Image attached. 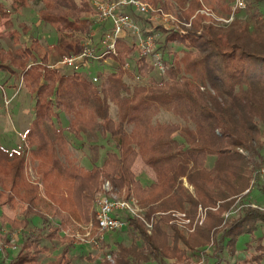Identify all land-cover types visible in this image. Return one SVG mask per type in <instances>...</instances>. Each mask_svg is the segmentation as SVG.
Returning <instances> with one entry per match:
<instances>
[{
  "label": "trees",
  "instance_id": "1",
  "mask_svg": "<svg viewBox=\"0 0 264 264\" xmlns=\"http://www.w3.org/2000/svg\"><path fill=\"white\" fill-rule=\"evenodd\" d=\"M14 1L22 3L19 5L25 2ZM161 1L168 10L174 3L184 9L189 0ZM27 2L39 5V22L55 29L57 40L46 48L37 38L23 46L19 41L21 32L27 33L23 26L22 31L14 29L9 34L21 47L1 51L0 58L7 61L5 67L12 68V73L19 72L33 95L34 118L28 139L36 144L33 155L38 159V172L51 201L44 208L55 216L57 224L44 234L51 225L38 208L41 201L36 187L25 177L23 164H5L0 151V205L18 208L17 217H5L4 221L16 230L26 229L32 215L42 220L40 227L33 229L35 234L23 232L17 237L21 247L7 263L0 260V264H37V255L47 250L39 243L43 236L65 245L57 264H70L73 239L59 233L62 227L75 223L92 222L96 226L91 209L101 177L119 189L130 187L137 201L149 206L148 214L172 210L194 217L199 206L207 209L206 221L189 235L170 225L168 216L158 217L149 234L140 219L118 214L134 236L130 245H117L111 257L114 264H163L165 259H187L189 252L209 246L213 249L212 264H221L224 251L235 256L239 238L254 235L264 224V211L250 206L222 227L218 216L248 188L252 173L258 171L257 167L251 168L239 150H250L257 156L264 150V17L252 11L250 22L239 20L226 29L215 28L205 24L204 17L195 15L198 2L190 0L183 15L187 19L195 15V19L187 34L165 32L157 26L162 35L158 48H175L171 59L164 55L167 78L154 79L151 72L155 69L139 56L133 69L147 83H129L126 77L131 76L130 67L124 68V64L132 62L137 49L128 37H123L117 41V55L105 57L116 62L115 70L106 72L96 85L74 68L58 72L44 66L50 52L61 58L81 51L84 37L96 27L90 1ZM214 2L216 7L229 11L231 0ZM4 8L0 7V22L5 19L4 26L11 29L13 8ZM142 18L145 25L147 19ZM109 28L110 23H106L95 33L102 39ZM101 51L102 46L95 50ZM112 106L116 108L114 113ZM162 110L183 121L177 135L167 140L165 135L171 125L155 119ZM61 113L71 117L68 126L51 129L53 123H60L57 115ZM48 129L54 132V139L47 135ZM65 130L81 143L89 141L91 134L97 139L100 136L101 147H109L102 164L88 169L76 165L68 152ZM138 156L155 173V183L150 186L143 187L132 173ZM209 158L213 159L210 167ZM184 180L193 193L185 187ZM256 190L264 195L263 185ZM255 241V254L229 264H264V232ZM106 261L112 264L110 259Z\"/></svg>",
  "mask_w": 264,
  "mask_h": 264
},
{
  "label": "rangeland",
  "instance_id": "2",
  "mask_svg": "<svg viewBox=\"0 0 264 264\" xmlns=\"http://www.w3.org/2000/svg\"><path fill=\"white\" fill-rule=\"evenodd\" d=\"M89 1L93 6L94 0H89ZM169 1L173 2L172 0ZM203 1H204L203 3L204 7L200 2L197 1L198 2L197 11L203 8L209 12V9L211 8L215 13V19L201 12L198 13L197 11L195 15L204 17L205 24L211 25L212 23L215 22V26L212 25L215 28L226 29L229 26H231V24L234 21H239V20L243 22H250L252 11H257L264 17V0H246L247 2L246 8L244 10L237 11L235 19L231 23L225 22V20L227 19L230 13V8L228 12H225L220 7L215 6L214 0H203ZM148 2L152 3L151 1ZM189 3L190 0L187 2L186 7L184 9L180 8L181 10L179 11V13H177V16H180L182 20L191 21V27L186 29L185 31L186 34L188 33V31L192 29L193 20L195 19V15H193L188 19L183 15L184 11H186L189 6ZM19 4L22 3L17 4L14 0H0L1 8L4 7H5L4 9L13 8V14L11 15L13 27L11 29L6 28L4 26L5 19H3L0 22V54L1 51L3 52H7L10 50L13 51L14 49L21 47V44H15L12 41V39L9 37V34L14 29H18L22 31L23 26H26L27 29V33L23 34L21 32V38L19 40L23 42V46L30 45L31 41L34 40V38H37L39 40L43 48H46V46L50 43L53 42L55 43L57 40L56 30L45 22H39V19L37 17V13L39 9L38 4L27 2V0H25L23 5H19ZM159 4L162 5L161 7L164 6V2L162 3L161 0H159V3L157 5ZM230 4L231 2L228 5ZM176 7L177 6H175L174 3L170 7V9L174 10V8ZM142 17L147 19L146 20L147 22H150L149 21L150 18L145 15L141 17L136 16L137 20L140 19L138 20L139 23L142 22L141 20H144ZM212 19L214 20V22L212 21ZM99 28L101 29L102 26ZM99 36L98 34L96 35V33H94L93 37H91L94 50L102 46L103 37L101 39V36L100 37ZM127 37L130 39L129 40L130 44L132 45L135 44V41L132 39L133 38L132 36L128 35ZM161 37L162 35L159 36V40ZM85 39L86 36L84 37L82 44L85 42ZM174 49L175 48H171V47L169 48L160 47V50L165 55V58L167 60L171 59V51ZM63 57L56 58L55 54L53 52H50L48 54V59L45 65L44 64L43 65L49 70H55L58 72L72 71L73 68L65 69L61 66H56L53 69L49 68V65L58 64V62ZM138 57L139 54L136 51L133 55L132 62L129 61L130 63L129 73L131 76L127 75L126 78L127 81L132 85L147 83V81L145 79H141L137 75L135 69H133V67L135 66V61ZM115 63L116 62L112 61V59L106 58V59H102L101 62H90L85 66L77 67L76 70L81 74V76L86 77L89 80H91L94 84L99 85L106 72L115 70V66H116ZM5 65H7V61L5 59L0 58V151L2 153V157L4 158L5 164L8 163L10 166L13 167H20L21 164H23L25 177L27 178L28 182L31 185L36 187L37 196L41 201V204L38 205V208H40L42 215L45 217V219H47V221H49L51 225L50 228L46 229L44 233L47 234L49 230L52 229V227H54L57 224V220L50 211H47L44 208L46 205L51 203V201L47 197L42 177L38 172V159L35 158L33 155L36 144L30 143L28 139L29 138L28 128L30 126V123L32 122V119L34 118V98L31 91H29V88L23 82L19 72L12 73V68L5 67ZM29 66L30 65H28V67ZM151 75L156 80H160L162 78V75L156 70H153L151 72ZM115 109L116 108L112 106L113 113L115 112ZM67 117L69 118V120H71V117L69 115H67ZM155 119H160L162 122L171 125V128L166 132L165 140H167L169 137H175L177 135L176 131L183 124V121L181 119L163 110L160 111V113L156 116ZM61 120H62V116H61ZM51 126H52L51 129L54 128L56 130L58 129L57 123H53V125ZM51 129L46 130V132L50 139H54L55 135ZM65 132L68 131L65 130ZM66 134H68L69 137L65 136L64 137L65 140L66 139L71 140V138L73 140H76L72 133L68 132ZM82 136L83 138L86 137L85 135ZM91 137L92 138H88L89 141L91 140L95 141V139H97V136L93 134H91ZM261 140H263V138ZM47 143L48 140H45L46 145ZM108 148L109 147L107 146L103 147L102 149L97 148L93 153V155L95 154L105 155V152L108 150ZM70 149L72 150L75 149L74 154L77 159H79L80 155L83 153H86V155L87 153L89 154L87 147L84 148L81 147V149L79 150V146H74L73 148L71 147ZM68 152H70L69 147H68ZM242 154H244V156L249 160L252 169H255L254 167H257L259 169V167L264 161L263 149H261L258 153L261 156V159L259 155L258 156L254 155L250 150H243ZM60 160L64 161V157L62 155H60ZM212 160L213 159L209 158V161L207 163L208 167L212 165ZM136 161L137 163L135 162V165L132 168V173L135 176V179L138 182H140L141 185L142 183H144L147 184V186H150L152 183H155L156 177L154 171L143 162L140 156L137 157ZM74 162L78 166L81 165L80 160L79 161L75 160ZM141 179H143V181ZM105 180L109 181L108 179L101 177V185L93 201V206L91 211L94 219L96 217V210H97V204L95 205L96 203L95 200L96 197H99L103 192L102 185ZM184 185L189 189L191 193H193V188L189 184H187L185 180H184ZM262 185L264 186V176L260 175V173H258L257 170H254L248 188L239 195H237L236 197H234V201L231 203L228 209L224 210L222 213H218L219 220L221 221L220 227L228 223V221H230L231 218H237L238 214L240 215L241 211L250 205H251L250 207L252 208H257L258 210L264 211V195L259 193L261 191L258 192L256 190L257 187H260ZM109 186L111 188V191L114 194L118 195L119 197L127 198L132 196L136 199L130 187L125 186L119 189L115 187L110 181H109ZM139 205H140L139 207L143 210L142 214L145 218H152V217L154 218L153 226L155 225V221L158 219V217L168 216L169 224L175 225L176 227L183 230L185 235L191 234L194 231V229L196 227H200L206 221L207 218L206 217L207 209L202 206H199L197 208V213L195 214L194 217H190L186 215V217H189L191 219V222L188 223V221H184V223L188 224V227L190 228H182L175 222L174 220L175 216L172 215L173 212L172 210L166 212L157 211L155 213L148 214L149 206L146 205L143 206L140 203ZM17 211L18 208L14 210L9 208V206H7L6 204L0 205V260H3L5 263H7L8 260L11 259L17 253L19 247H21L22 245L21 242H17V237L21 236L23 232L26 233L29 232L31 234L33 229L40 227V224L42 222L39 216L32 215L30 217V223L26 229L19 228L16 230H11L9 224L6 221H4V218L17 217L18 216ZM140 221L143 223L142 220ZM79 225H82V223H75L67 227H62L59 233L60 236H66L67 238L73 239V247L70 250V254H69V258L71 260L70 264H104V263L106 264L107 263L106 259H110L112 261L111 257L115 253V250L117 249V245L120 243L125 245H130L132 242V237L134 236L130 234L128 230V226L126 225V227H124L122 230L114 231V232H104V233L97 231L93 227L92 228L93 241L92 239H83V240L79 238L76 239L73 236V233L76 230L80 229ZM150 231H151L150 233H152V230ZM35 232L36 231H33L32 234H35ZM263 232H264V224L261 223L257 231L254 233V235L252 236L244 235L240 237L236 245L235 256L231 257L224 251L222 253L221 264L233 263L234 261L243 260L255 254L256 253L255 239L257 237H260ZM39 243L40 245L43 246L45 245L47 250L37 255V259H36L37 264H57L58 261L60 260L59 257H60V253L62 252V248L65 245L57 241L54 242L47 241L44 238V236L39 241ZM212 252L213 249L211 246L206 248L204 247L195 250L193 253L189 252L188 254L189 258L187 259L186 258L180 260H176V258L165 259L163 260L164 262L163 264H212L214 262V259L211 257ZM112 264H114L113 261ZM147 264H162V263L150 262Z\"/></svg>",
  "mask_w": 264,
  "mask_h": 264
},
{
  "label": "built area",
  "instance_id": "3",
  "mask_svg": "<svg viewBox=\"0 0 264 264\" xmlns=\"http://www.w3.org/2000/svg\"><path fill=\"white\" fill-rule=\"evenodd\" d=\"M197 1L203 6V0ZM163 2L164 1H162V3ZM246 4V0H231L230 13L225 22L231 23L235 19L237 11L244 10ZM159 5L155 6L147 0H94L93 8L95 14L93 19L96 29L94 28V31L86 36L85 42L82 44V49L78 54L64 56L58 64L49 65V68L53 69L56 66H61L65 69H76L77 67L89 64L93 59H105L106 55L109 54L117 55V41L120 38L130 35L135 41L139 56L146 58L162 77L167 78L166 72L168 65L165 61L164 54L158 48L159 36H161V33H159L157 26H161L163 28L162 30L165 32L176 31L180 34H186V29L191 27V21L182 20L180 16H177V13H179L181 9L176 4L175 6L177 7L174 8V10L172 9L173 11L171 9L165 10L164 7H161L162 5ZM197 12H201L215 19V13L211 8L209 12L212 14L203 8ZM143 15L150 18V22H146L145 25L143 22H138L140 19H136V16L140 17ZM212 21L214 22L213 19ZM106 23H110V28L106 30L103 37L101 53H96L93 49L91 37H93V34L99 27L104 26ZM211 25L215 26V22ZM128 67L129 63L126 62L124 68ZM239 151L243 153L242 149ZM258 173L264 176V161L259 167ZM102 188L103 192L99 197H96L95 200V205L97 204L95 217L96 226H94L92 222L79 225L80 229L73 233L76 239H92L93 241V227L102 233L122 230L126 227L127 222L118 214H126L142 220L147 232H151L150 230L153 228L154 218H145L143 216V210L139 207L140 205L137 199L132 196L125 198L114 194L107 180L103 182ZM172 215L175 217L179 216L176 218L174 217V220L180 227L190 228L188 224L184 223V221H188V223L191 222L190 218L186 217L185 212L173 211Z\"/></svg>",
  "mask_w": 264,
  "mask_h": 264
},
{
  "label": "crops",
  "instance_id": "4",
  "mask_svg": "<svg viewBox=\"0 0 264 264\" xmlns=\"http://www.w3.org/2000/svg\"><path fill=\"white\" fill-rule=\"evenodd\" d=\"M61 116H62V120H61ZM57 118L60 121V123H57L58 124V128L61 125H62L61 128H66L68 126L70 120H69V118L66 115L61 113V114L57 115ZM66 133H68V132L64 131L63 136L64 137L65 136L69 137V135L66 134ZM66 141H67V144H68V147H69V151H70V158L73 159V161H75V160L79 161L80 160V162H81L80 166H83L84 168L88 169V168L92 167L94 164L97 165V166H100L102 164L104 155H102V154L93 155V153L95 152V150L97 148L98 149L99 148L102 149L100 138L98 140L95 139V141L94 140L85 141L84 143H81V141L77 140V139L73 140L72 138H71V140H67L66 139ZM79 142L81 144H79ZM74 146H79V150L81 149V147H83V148L87 147V149L89 151V154L87 153V155H86V153H83V154L80 155L79 159H77L75 157V154H74L75 153L74 152L75 149L74 150L70 149L71 147L73 148ZM135 162L137 163L136 160H135ZM135 162H134L133 166L135 165ZM133 166H132V168H133ZM141 180L143 181V179H141ZM142 185H144L143 187L147 186V184H144V183H142Z\"/></svg>",
  "mask_w": 264,
  "mask_h": 264
}]
</instances>
